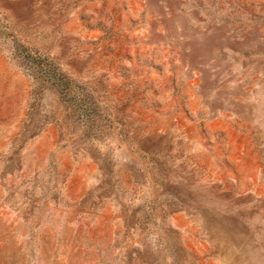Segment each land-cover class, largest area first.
<instances>
[{"label":"rangeland","instance_id":"374dc122","mask_svg":"<svg viewBox=\"0 0 264 264\" xmlns=\"http://www.w3.org/2000/svg\"><path fill=\"white\" fill-rule=\"evenodd\" d=\"M0 264H264V0H0Z\"/></svg>","mask_w":264,"mask_h":264}]
</instances>
